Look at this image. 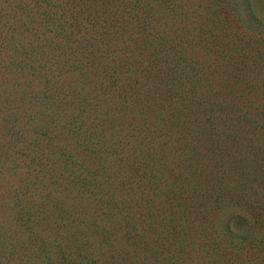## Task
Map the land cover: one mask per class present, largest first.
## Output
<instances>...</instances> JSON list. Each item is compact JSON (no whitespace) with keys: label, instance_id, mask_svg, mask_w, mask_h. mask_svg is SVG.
I'll list each match as a JSON object with an SVG mask.
<instances>
[{"label":"trees","instance_id":"16d2710c","mask_svg":"<svg viewBox=\"0 0 264 264\" xmlns=\"http://www.w3.org/2000/svg\"><path fill=\"white\" fill-rule=\"evenodd\" d=\"M0 264H264V0H0Z\"/></svg>","mask_w":264,"mask_h":264}]
</instances>
